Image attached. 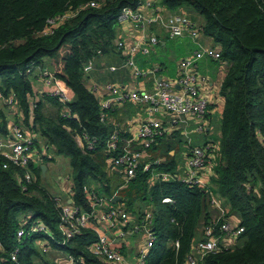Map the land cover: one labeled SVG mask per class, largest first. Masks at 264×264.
<instances>
[{
    "label": "trees",
    "instance_id": "16d2710c",
    "mask_svg": "<svg viewBox=\"0 0 264 264\" xmlns=\"http://www.w3.org/2000/svg\"><path fill=\"white\" fill-rule=\"evenodd\" d=\"M138 1L0 0V97H14L9 108L0 99V135L8 136L11 120L43 139L53 153L67 157L74 205L89 209L84 186L93 183L109 198L116 192L118 203L126 202L132 213H139L135 202L152 205L157 238L146 264H186L199 229L214 221L208 211L212 198L223 208L220 221L235 216L243 232L238 244L199 255L197 264H264V0H157L170 10L186 6L202 16V32L227 64L219 88V139L209 153L211 162L199 171L206 188L181 182V172L169 160L157 167L171 173L169 179L150 183V173L139 171L125 181L120 168H112L114 152L105 149L111 129L99 120L98 97L85 84L83 66L97 50L111 51L122 9ZM89 2L96 6L84 7ZM64 12L71 15L44 34L47 20ZM37 67L71 94L68 116L55 97L33 90L30 75ZM45 103L55 110L46 111ZM84 130L98 138L95 152L84 153L76 144L72 133ZM2 164L0 157V264H56L37 245L44 238L49 248L73 255L79 264H109L89 249L96 238L93 230L83 229L70 239L61 234L59 209L40 184V166H28L27 182L22 169ZM163 197L172 202H162ZM23 220L26 226L42 223L53 238L32 233L17 242ZM15 247L16 259L11 260Z\"/></svg>",
    "mask_w": 264,
    "mask_h": 264
},
{
    "label": "built area",
    "instance_id": "2783aa9c",
    "mask_svg": "<svg viewBox=\"0 0 264 264\" xmlns=\"http://www.w3.org/2000/svg\"><path fill=\"white\" fill-rule=\"evenodd\" d=\"M151 5H154L152 0H139L135 7H124L119 15V22L129 21L136 23L135 25L159 23L170 37L188 35L191 38H196L202 33V25L192 21L186 15H174L165 20L162 18L161 11L156 6L152 13H145ZM95 7L96 2H89L84 5ZM71 13L64 12L62 15H57L47 20V27L43 29L44 34L51 33L52 27L58 22L70 16ZM159 42V38L155 35L148 37L150 45ZM148 47H140L137 43H131L128 47L126 57L123 61V66H128L133 69L134 75H141L139 69L134 66L133 54L137 51L148 52ZM97 54H101L97 50ZM211 56L214 59L219 58V52L210 46H200L194 51L193 55L188 58H183L179 61V77L176 80L179 86V91L174 89V83L166 79H156L154 82L153 91H140L136 89L126 90L108 83L105 87L96 85L91 87L94 93L98 90L107 89L109 96L103 99L100 104V122H105L106 110L110 109L115 103L136 102L146 104L150 113L166 111L170 114L171 125L184 123L186 118L202 119L208 111L209 101L200 93V85L207 81L206 76L198 74L196 71V61L203 56ZM92 68V61H88L83 66V74H87ZM114 70V66H110ZM149 72L153 73L151 69ZM41 77L49 90L50 96L55 97L64 106L63 115L68 116L71 102L70 94L62 87L58 81L48 72H41ZM3 104L7 108L14 104L13 95H8L5 98L0 97ZM9 136L5 139H0V157L3 158V168L14 166L23 170V179L27 182L31 180V173L28 166L44 151V146H37L35 136L30 131L24 130L14 121H10L7 125ZM162 121L158 118H148L140 123L130 138H127L124 143L121 142L118 131L109 133L105 141V149L114 152L110 158L113 166L120 168L123 172L124 180L127 181L136 176L137 172H149V182L169 179L171 173L157 170L161 164L158 158L150 159L149 155L144 158L145 152L150 149L163 134ZM204 126L199 124L195 127V131H203ZM75 141L78 147L84 153L95 152L99 143L98 138L91 136L85 130L75 135ZM135 143L139 145L134 146ZM216 145L213 142L205 143L201 146H191L186 155L185 163L182 165L179 179L181 182L192 185H201L206 188L207 183L204 178L199 176V171L211 162L210 151L215 149ZM124 181V183H125ZM22 188H26L22 186ZM87 194L89 209H83L80 206L74 205L68 200L60 196L53 197V201L59 209L58 229L66 239L80 233L83 229H91L95 232L96 238L90 244L91 252L103 258L109 264H127L120 245L117 243L119 239H123L127 235L135 233L142 234V245L138 249L137 262L138 264H146V259L151 249L156 242L155 220L152 210H147L137 221L131 220L130 216L121 206H110V198L98 194L93 188L84 186ZM162 202H172L170 197H163ZM213 206H217V201L212 198L210 200ZM223 212V211H222ZM219 218H214L212 223L204 225L202 229L203 235L198 239L193 246V249L198 255H203L208 252L219 250L222 246L220 240L222 237H238L243 232V227L238 225L237 221L230 219L220 221ZM123 224L126 227H121ZM27 220L18 227L16 240L20 242L23 237L34 234L43 233L47 237L53 236L47 231L42 223H31L28 226ZM107 231V232H106ZM108 233V234H107ZM41 247L44 252L47 251L48 244L44 238L41 240ZM174 245H178L174 242ZM18 248L10 252L11 260L16 259ZM57 264H79L78 260L71 254L61 259ZM186 264H197L194 254L187 255Z\"/></svg>",
    "mask_w": 264,
    "mask_h": 264
},
{
    "label": "crops",
    "instance_id": "0c3cea01",
    "mask_svg": "<svg viewBox=\"0 0 264 264\" xmlns=\"http://www.w3.org/2000/svg\"><path fill=\"white\" fill-rule=\"evenodd\" d=\"M155 4L159 7L158 9L161 11L162 18L167 20L171 16L174 15H186L192 21L196 22L199 25H202L203 18L191 8L182 6L174 10H170L163 5H160L157 0H154ZM151 11L150 13H152ZM119 30H117V36L112 42L113 48L108 53H101L97 54L91 59L92 61V68L88 71L87 74H83L85 78V84L91 89L92 86L96 85L98 87H105L108 83L114 84L121 89L131 90H144V91H153L154 89V82L156 79H166L174 83V89L179 91V86L177 85L176 80L179 77V61L183 58L191 57L195 50H197L200 46H210L215 50H218L217 46L214 44L213 40L206 36L203 32L196 38H191L188 35L183 36H176L170 37L165 29L159 23H150L136 26L135 24L129 21H122L119 22L117 25ZM151 35H155L159 38V42L153 45L148 43V37ZM137 43L140 47H148V52L137 51L133 54V61L134 66L139 69L143 74L141 75H134L133 69L128 66H123V61L126 57V53L128 47L131 43ZM214 44V46L212 45ZM156 54L158 58H153L152 55ZM110 66H114L115 69L111 70ZM151 69L154 70L153 73L149 72ZM196 71L198 74L206 76L207 81L200 85V93L204 95L208 101V111L204 115L202 119H194V118H186L184 123H179L175 127L169 123L170 121V114L166 111H161L157 113H150L148 111L146 104H140L136 102H124V103H115L112 107L106 110V119L105 122L108 127H110V133L113 131H118L119 137L121 138L120 143H124L127 138H130L133 132L135 131L136 127L145 121L148 118H158L162 121L163 125V134L158 138L156 144H154L150 149L145 152L144 158L149 155L150 159L158 158L161 161H173L175 163L177 171L180 173L182 169V164H177L174 158V151L167 152V155L163 158H159L156 155L155 147L158 145V141L161 137L165 136L167 133H172V131H180L179 127H183L182 135H184L187 141L188 149L191 146H201L208 142L217 143L216 139L213 138H206L204 140H200L199 142H193L192 137H188L189 132L193 131L199 134L200 136H205L209 133V127L206 125V122L209 121L213 116L219 115L221 117V108H222V101L219 97V88L221 84V80L227 69V64L222 62L221 59H214L211 56H203L196 61ZM213 71L214 76L211 73ZM39 73L35 74L34 80H31L33 90L38 92L39 95H47L50 96L48 93V89L44 83V79L39 75ZM33 81V82H32ZM60 84V83H59ZM61 85V84H60ZM62 86V85H61ZM63 87V86H62ZM69 93V92H68ZM70 94V93H69ZM98 97V101L101 102L103 99L109 96V91L107 89L98 90L96 93ZM71 96V94H70ZM72 100V96H71ZM45 110L46 111H54L55 108L49 104L45 103ZM11 120L8 121L7 125L10 123ZM199 124L204 126L203 131H195V127ZM192 127V129H191ZM173 129V130H172ZM218 133V137H219ZM9 136V134H8ZM7 136V137H8ZM35 136V135H34ZM5 137V138H7ZM75 137V133H74ZM1 137L0 139H5ZM35 140L38 146H44V151L40 153L38 157H35L34 161L31 163L34 167H38V164H34L36 159H40L42 161V156L50 157L53 160L52 154L49 153V147L46 145L43 139H38L35 136ZM191 142V143H190ZM139 144L135 143L134 146L137 147ZM182 151L181 153H185V157L188 151ZM154 156V158L151 157ZM67 158V157H66ZM68 159V158H67ZM69 162V160H68ZM162 163V162H161ZM112 168L116 170V167ZM42 170V169H41ZM118 170V169H117ZM119 171H121L119 169ZM201 174L205 172L201 171ZM44 171H41L42 175H45ZM122 178V176H121ZM124 178V176H123ZM60 179V177H58ZM64 184H67V187L64 188L63 196L68 200L71 196V186L72 182L70 183L69 174L65 176L64 179H61ZM65 180H68L67 182ZM61 183V182H60ZM125 184V183H123ZM122 184V185H123ZM63 185V184H62ZM121 185V186H122ZM61 185L59 184V188ZM88 187L93 188L97 191L98 194H101L98 187V184L93 183V185H85ZM119 186V188L121 187ZM67 190V193L65 191ZM104 197H107L101 194ZM117 195L116 192L113 194ZM112 196V197H113ZM118 196V195H117ZM111 197V198H112ZM109 198V197H107ZM110 198V202H111ZM71 201L68 200V202ZM119 200L115 202H111L110 206L113 203L118 204L119 206L123 207L124 210L128 213L131 220L137 221L141 214H143L147 210H152V205L148 202L138 201L135 202V210L139 213H132L131 210L127 209L124 204L118 203ZM218 207L209 205V217L219 218L223 214V208L221 207L220 203L217 201ZM154 215V214H153ZM233 221H238L237 217L231 216L230 217ZM155 220V218H154ZM121 227H126L123 224H120ZM203 227H201L196 235V239L194 243L200 239L203 235L202 232ZM107 232V231H106ZM108 234V233H107ZM142 234L135 233L132 235H127L123 239H119L117 243L120 245L124 260L127 264H138L137 262V253L138 249L142 245ZM221 245L227 247H233L234 245L238 244L237 237H222L220 240ZM194 246V244H193ZM41 247V246H40ZM49 249V248H48ZM59 253H62L63 259L68 254L59 250ZM191 254H194L195 257H198V253L193 249L190 251ZM60 256V255H59ZM53 262L56 264L60 261L57 257L52 258Z\"/></svg>",
    "mask_w": 264,
    "mask_h": 264
},
{
    "label": "rangeland",
    "instance_id": "374dc122",
    "mask_svg": "<svg viewBox=\"0 0 264 264\" xmlns=\"http://www.w3.org/2000/svg\"><path fill=\"white\" fill-rule=\"evenodd\" d=\"M152 1L154 5H151V7L145 10V13L147 14H149L157 6L154 0ZM131 23L136 24L134 22H131ZM139 25L141 24H138L136 26H139ZM117 30H119L118 26L116 27V31ZM212 45L214 46V44ZM152 56L153 58H158L156 54ZM44 64H47L46 59H44ZM38 73H39V68L38 67L34 68L33 72L30 75L31 80L35 81L34 76L35 74H38ZM210 74L214 76L213 71H211ZM39 75L41 76V73ZM206 125L210 129L207 135L200 136L199 134L202 135V133H196V132L191 131L189 132L188 137L190 138L192 137L193 142H199L200 140H204L206 138H213V139L218 140L219 139L218 133H220V116L219 115L213 116L209 121L206 122ZM174 126L176 127L177 125H174ZM179 129L180 131H174L172 129L173 130L172 133L170 134L167 133L165 134V136L161 137L157 143L158 145L155 147V152H156L157 157L163 158L167 155L168 151L169 153L171 151H174L175 152L174 158H175L176 163L178 165L179 164L184 165L186 157L184 156L185 153L182 154L181 152L186 149L188 139L184 135H182L183 127H179ZM186 151H188V149H186ZM49 153L52 154L53 160L43 162L40 159H36V161L34 162L35 165L38 164V166L40 167L41 165H44L45 167V172H46L45 175H42V174L39 175L40 184H42L52 194V196L54 197L60 196L62 198H65V196H63L62 190H64V188L67 187V184H64L61 179H64L65 176L69 174V178H70L69 182L70 183L72 182V176L70 174L71 169L69 166L68 159L65 156L57 155L53 153L52 150H49ZM58 177H60V179H58ZM65 181L67 182L68 180H65ZM59 184L61 185L60 186L61 188H59ZM65 193H67V190L65 191ZM113 206H118V204L113 203ZM124 206L128 208V206L126 205V202H124ZM40 242L41 241H37L38 246H41ZM45 257L48 260H51L54 257L55 258L57 257V259L60 260V258L62 257V253H59L58 249L49 248L45 252Z\"/></svg>",
    "mask_w": 264,
    "mask_h": 264
},
{
    "label": "water",
    "instance_id": "95a60500",
    "mask_svg": "<svg viewBox=\"0 0 264 264\" xmlns=\"http://www.w3.org/2000/svg\"><path fill=\"white\" fill-rule=\"evenodd\" d=\"M74 135V133H72ZM41 169L42 171H44L45 167L44 165H41ZM116 200H120V196H117V195H114L112 198H111V202H115ZM70 202V201H69Z\"/></svg>",
    "mask_w": 264,
    "mask_h": 264
}]
</instances>
